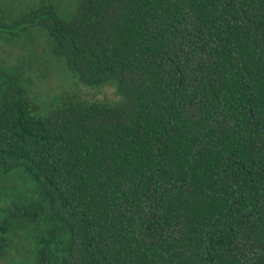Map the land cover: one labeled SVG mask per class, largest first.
<instances>
[{
    "label": "trees",
    "instance_id": "16d2710c",
    "mask_svg": "<svg viewBox=\"0 0 264 264\" xmlns=\"http://www.w3.org/2000/svg\"><path fill=\"white\" fill-rule=\"evenodd\" d=\"M15 25L121 96L37 115L18 75L0 90V183L24 168L70 231L40 264H264V0L43 2Z\"/></svg>",
    "mask_w": 264,
    "mask_h": 264
},
{
    "label": "rangeland",
    "instance_id": "374dc122",
    "mask_svg": "<svg viewBox=\"0 0 264 264\" xmlns=\"http://www.w3.org/2000/svg\"><path fill=\"white\" fill-rule=\"evenodd\" d=\"M43 2L54 3L66 19L76 11V0H0V90L9 75H18L37 115L47 114L62 100L120 101L114 82L83 83L54 53L46 29L15 25L27 10ZM69 240L66 224L52 217L49 198L27 171L18 168L9 173L0 183V264H40L39 255L47 245L46 250L57 244L66 253Z\"/></svg>",
    "mask_w": 264,
    "mask_h": 264
}]
</instances>
